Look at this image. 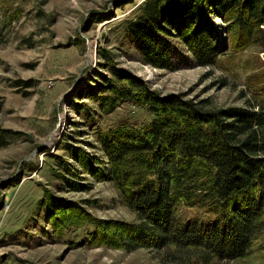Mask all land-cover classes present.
<instances>
[{"label": "rangeland", "instance_id": "rangeland-1", "mask_svg": "<svg viewBox=\"0 0 264 264\" xmlns=\"http://www.w3.org/2000/svg\"><path fill=\"white\" fill-rule=\"evenodd\" d=\"M142 1L0 0V124L15 131L0 147V264H264V228L244 256L228 258L173 243L131 247L89 221L140 222L106 177L99 137L152 113L130 98L102 106L112 69L207 108L264 105V48L236 46L227 19L214 18L223 52L213 63L198 64L175 38L171 65L144 61L125 29ZM83 150L95 168L80 163ZM67 202L79 206L74 218L52 214ZM178 211L204 214L194 206Z\"/></svg>", "mask_w": 264, "mask_h": 264}, {"label": "trees", "instance_id": "trees-1", "mask_svg": "<svg viewBox=\"0 0 264 264\" xmlns=\"http://www.w3.org/2000/svg\"><path fill=\"white\" fill-rule=\"evenodd\" d=\"M214 18L235 27L236 46L264 48V0H143L125 29L146 62L171 65L169 40L175 38L205 65L223 52ZM112 70L99 96L102 106L130 98L152 113L146 123H120L99 137L106 177L140 222L86 218L100 235L110 231L131 247L173 243L209 256H244L264 228V105L207 108L178 94L159 95L127 75L122 81V72ZM14 132L0 124V147ZM87 154L80 152V163L95 168ZM180 205L201 208L203 217L181 215ZM78 209L67 202L52 214L74 218Z\"/></svg>", "mask_w": 264, "mask_h": 264}]
</instances>
